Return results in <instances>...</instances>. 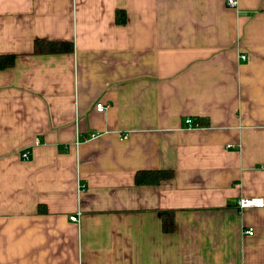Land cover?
Segmentation results:
<instances>
[{"label":"crops","instance_id":"crops-1","mask_svg":"<svg viewBox=\"0 0 264 264\" xmlns=\"http://www.w3.org/2000/svg\"><path fill=\"white\" fill-rule=\"evenodd\" d=\"M0 54V264H264V0H0Z\"/></svg>","mask_w":264,"mask_h":264},{"label":"trees","instance_id":"trees-1","mask_svg":"<svg viewBox=\"0 0 264 264\" xmlns=\"http://www.w3.org/2000/svg\"><path fill=\"white\" fill-rule=\"evenodd\" d=\"M118 23L126 22V13L123 10L117 11ZM74 51V43L65 40L36 39L34 42V54L68 53ZM15 54H0V70L12 67L16 62ZM173 175L171 170L148 169L139 170L136 174L138 184L156 183ZM162 227L165 232H173L175 229L174 211L162 210Z\"/></svg>","mask_w":264,"mask_h":264},{"label":"built area","instance_id":"built-area-1","mask_svg":"<svg viewBox=\"0 0 264 264\" xmlns=\"http://www.w3.org/2000/svg\"><path fill=\"white\" fill-rule=\"evenodd\" d=\"M226 3L228 6L230 7H237L239 0H226ZM242 59H246L247 56L246 55H242L241 56ZM107 108L106 104L103 102H98L96 105V109L100 112L104 111ZM186 124L189 127H197L199 126V123L197 124L194 119L192 118H188L186 119ZM93 137H96V135H92ZM23 158L24 159H28L29 158V151H26L23 153ZM238 205L240 207V209H244L247 207H261L264 206V200L261 198H247V197H242L240 198V200L238 201ZM70 220L73 222H78L79 221V216L77 214H74L72 216H70ZM247 233L250 235L254 234V230L253 229H249L247 230Z\"/></svg>","mask_w":264,"mask_h":264}]
</instances>
